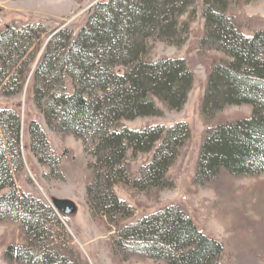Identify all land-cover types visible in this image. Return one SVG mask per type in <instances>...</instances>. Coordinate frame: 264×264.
<instances>
[{"label": "trees", "instance_id": "16d2710c", "mask_svg": "<svg viewBox=\"0 0 264 264\" xmlns=\"http://www.w3.org/2000/svg\"><path fill=\"white\" fill-rule=\"evenodd\" d=\"M199 1L204 29L198 53L214 52L222 58L212 60L208 68L201 113L210 126L194 182L207 186L223 173L260 177L264 175V27L247 30L243 21L237 22L230 12V1L236 0H105L97 3L77 36L68 27L50 33L42 24L16 22L0 31V92L17 96L29 84L48 128L83 141L94 173L87 186V204L95 222L115 231L111 239L115 257L223 264L224 244L201 232L181 207L171 205L129 223L136 208L116 191L117 185L141 192L174 187L168 174L191 136L190 127L179 122L132 129L124 122L161 117L165 108L181 110L186 104L194 74L185 59L153 61L148 50L161 40L184 45ZM242 105L252 107L251 115L212 124L227 107ZM29 134L31 151L51 170L46 176L64 179L44 127L31 120ZM140 154L151 158L135 173L130 159ZM22 174L29 178L21 152V117L2 109L0 224L17 225L13 237L21 238L4 246L3 259L9 264H88L51 204L21 189Z\"/></svg>", "mask_w": 264, "mask_h": 264}, {"label": "rangeland", "instance_id": "374dc122", "mask_svg": "<svg viewBox=\"0 0 264 264\" xmlns=\"http://www.w3.org/2000/svg\"><path fill=\"white\" fill-rule=\"evenodd\" d=\"M101 1L105 0H0V31L16 22L19 26L42 24L50 33L57 27H68L77 36L89 20L94 7ZM236 1H230V12L237 16V22L243 21L247 30L264 27V0ZM201 13L200 2L197 18L191 24V33L184 45L176 46L167 40H161L148 50L153 61L162 58L185 59L194 74V82L184 107L181 110L165 108L161 117H140L124 122L132 129L150 124L170 126L179 122L190 127L191 136L168 174L174 181V187L141 192L132 186L117 185L116 191L122 199L136 208L135 217L129 223L168 206L178 205L194 220L201 232L224 244L223 264H264V175L234 177L223 173L207 186L194 182L200 148L210 126L201 113L208 68L212 60L222 58L221 54L214 52L205 56L198 53L204 29ZM186 18L187 16L182 19ZM40 57L41 53L33 70ZM28 87L29 84L22 94L12 97H6L0 92V111L11 109L21 117V152L29 173V178L22 174L21 181L19 180L21 189L48 204L54 199L74 202L76 210L69 215L55 211L71 237L73 247L88 264H163L161 261L138 256L121 258L113 255L111 239L115 231L108 225L95 222L87 204V186L94 173L88 167L90 157L85 152L83 141L68 134L51 131L41 110L34 104ZM251 113L252 107L247 105L227 107L212 124L247 117ZM205 114L210 116L212 113L205 111ZM31 120H37L44 127L51 149L60 159L59 171L64 179L47 177L51 170L42 166L31 151ZM150 158L149 154H140L130 159L133 172L137 173ZM17 229V225L0 224V264H9L3 259L4 246L12 239L21 240L18 236L13 237Z\"/></svg>", "mask_w": 264, "mask_h": 264}, {"label": "water", "instance_id": "95a60500", "mask_svg": "<svg viewBox=\"0 0 264 264\" xmlns=\"http://www.w3.org/2000/svg\"><path fill=\"white\" fill-rule=\"evenodd\" d=\"M55 34V33H54ZM54 34L48 39L47 43L54 36ZM51 206L60 214L69 215L76 210V205L71 200L67 199H54L51 202Z\"/></svg>", "mask_w": 264, "mask_h": 264}]
</instances>
